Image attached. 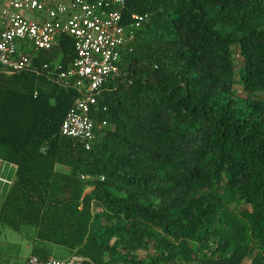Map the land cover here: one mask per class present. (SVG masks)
Masks as SVG:
<instances>
[{"label":"trees","instance_id":"1","mask_svg":"<svg viewBox=\"0 0 264 264\" xmlns=\"http://www.w3.org/2000/svg\"><path fill=\"white\" fill-rule=\"evenodd\" d=\"M134 14L90 149L61 135L69 36L39 72H0V158L17 166L1 223L91 264H264V0H127Z\"/></svg>","mask_w":264,"mask_h":264},{"label":"built area","instance_id":"2","mask_svg":"<svg viewBox=\"0 0 264 264\" xmlns=\"http://www.w3.org/2000/svg\"><path fill=\"white\" fill-rule=\"evenodd\" d=\"M0 1V72H39L35 62L41 52L58 48L63 36L73 40L76 57L72 64L63 69L54 63L52 70L59 82L72 84L79 94L65 116L61 135L78 139L90 149L95 139L92 108L103 87L121 75L123 58L132 51L148 16L125 18L127 0ZM16 172V165L0 158V187H10ZM25 264L91 263L78 256L59 260L31 255Z\"/></svg>","mask_w":264,"mask_h":264},{"label":"rangeland","instance_id":"3","mask_svg":"<svg viewBox=\"0 0 264 264\" xmlns=\"http://www.w3.org/2000/svg\"><path fill=\"white\" fill-rule=\"evenodd\" d=\"M2 2L0 1V6ZM237 94H242L240 85L235 87ZM6 188L0 187V208ZM88 189L86 193H89ZM101 209H98L100 211ZM31 255L59 260L70 259L75 254L68 248L42 242L35 238V230L23 226L16 230L0 221V264H25Z\"/></svg>","mask_w":264,"mask_h":264}]
</instances>
